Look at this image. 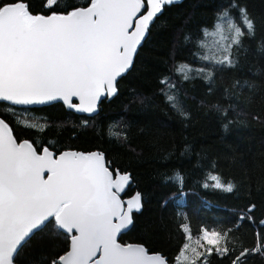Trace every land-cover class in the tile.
I'll return each instance as SVG.
<instances>
[{
  "label": "trees",
  "instance_id": "1",
  "mask_svg": "<svg viewBox=\"0 0 264 264\" xmlns=\"http://www.w3.org/2000/svg\"><path fill=\"white\" fill-rule=\"evenodd\" d=\"M26 3L33 15L51 13L46 0ZM86 4L59 0L52 10ZM225 8L237 20L239 9H246L255 25L254 33H246L242 44L233 47L232 67L199 59L209 52L204 30H214ZM180 64L193 69L189 79L177 73ZM200 68L212 71L211 79L195 71ZM165 77L175 88L161 84ZM115 87L116 93L103 99L94 115L75 113L60 102L17 107L0 101V116L17 139L27 138L37 149H98L110 171L128 173L124 194L140 193L142 208L132 211V223L119 241L140 242L172 264L186 241L182 225H187L191 236L202 230H215L221 237L228 233L217 245L227 247V254H217V246L210 245V255L202 252L207 264H232L245 248L250 251L238 264H264V247L251 252L257 233L264 245V0H175L164 5ZM166 94L177 97L186 116ZM210 175L232 182L235 189L229 193L205 187L216 183ZM49 221L19 248L16 264H52L68 249L69 235L55 227L54 219ZM196 264H204V258Z\"/></svg>",
  "mask_w": 264,
  "mask_h": 264
},
{
  "label": "snow or ice",
  "instance_id": "2",
  "mask_svg": "<svg viewBox=\"0 0 264 264\" xmlns=\"http://www.w3.org/2000/svg\"><path fill=\"white\" fill-rule=\"evenodd\" d=\"M174 2L87 0L86 6L69 5L56 11L52 9L59 0H46L45 6L51 14L33 15L26 0H0V101L34 105L62 99L69 108L94 112L102 96L116 93L115 82L132 65L151 23L164 5ZM230 7L234 9L237 5L233 3ZM254 27L246 9H239L237 20L225 8L218 13L214 30L205 29L204 35L221 34V41L227 43L218 42V54L205 53L199 59L219 66H234L233 47L242 44L241 38L246 33L252 35ZM226 30L230 35L224 34ZM192 70L188 64L176 68L185 80L190 78L188 73ZM195 71L206 72V79H211L213 74L204 68ZM161 84L175 88L167 77ZM73 97L79 98V104L72 103ZM166 98L182 115H187L180 109L175 95L166 94ZM113 175L103 153L62 152L57 156L48 147L38 153L28 140L17 143L9 125L0 119V264H14L19 248L34 230L50 222L49 217H54L55 227L70 237V250L52 264H166L160 254L148 255L142 245L117 242V233L132 223V211L142 208V198L136 193L128 201H121L119 194L130 177L119 170L115 171V179ZM209 179L216 183L205 187L229 193L235 189L232 182H221L218 176L210 175ZM177 180L182 183L179 175ZM182 228L191 240L188 226ZM202 232L196 241L201 248L202 242L217 246L228 236L225 232L221 237L215 230ZM261 247L264 245L257 233V246L251 252L256 253ZM188 248L189 244L185 243L181 256ZM192 251L196 255L192 264L201 257L207 264L202 252ZM205 251L210 255L213 248ZM215 251L223 255L228 248L217 246ZM249 251L245 248L232 264H238Z\"/></svg>",
  "mask_w": 264,
  "mask_h": 264
},
{
  "label": "water",
  "instance_id": "3",
  "mask_svg": "<svg viewBox=\"0 0 264 264\" xmlns=\"http://www.w3.org/2000/svg\"><path fill=\"white\" fill-rule=\"evenodd\" d=\"M86 6V5H85ZM77 7H82V6H77ZM143 12H146L147 11V9H143L142 10ZM51 14V13H50ZM50 14H37V15H50ZM144 41V40H143ZM138 48H139V46H138ZM138 50V49H137ZM137 52V51H136ZM136 54V53H135ZM135 54H134V56H135ZM134 59V58H133ZM131 67V66H130ZM124 74V73H123ZM122 75V74H121ZM120 75V76H121ZM119 76V77H120ZM118 77V78H119ZM117 78V79H118ZM117 81V80H116ZM115 84H116V82H115ZM105 98H108V96H102L98 101H97V107H96V110L94 111V112H92V113H88V112H80V111H77L76 109H74V108H69L65 103H64V101L62 100V99H56V100H53V101H49V102H47V103H44V104H34V105H13V104H11V102H8V101H2V102H6V103H8V104H10V105H13V106H17V107H39V106H43V105H49V104H52V103H55V102H60V103H62L63 104V106L66 108V109H68V110H71V111H73V112H75V113H78V114H86V115H88V116H90V115H94L95 113H97V111H98V109L100 108V102L103 100V99H105ZM79 98L78 97H73L72 98V103H74V104H79ZM0 119H3L1 116H0ZM4 120V119H3ZM5 121V120H4ZM6 122V121H5ZM7 123V122H6ZM8 124V123H7ZM9 128H10V126H9ZM10 130H11V133H12V135H13V137L16 139V141H17V143H19V142H22V141H24V140H28L27 138H20V139H17L15 136H14V134H13V132H12V129L10 128ZM30 143H32L30 140H28ZM34 146V145H33ZM35 147V146H34ZM44 147H48V146H43L42 148H40V149H37L38 150V153L39 152H42V149L44 148ZM49 148V147H48ZM49 150L51 151V152H53L55 155H59L60 153H62V152H77V153H90V152H99V153H102L101 151H99L98 149H91V150H86V151H83V150H80V149H74V148H65V149H62V150H60V151H55V150H53V149H51V148H49ZM104 159H105V157H104ZM105 161H106V159H105ZM107 162V161H106ZM107 166L108 167H110V164L107 162ZM110 169V168H109ZM116 170H119L118 168H113L111 171L114 173V175H113V179H115L116 178V176H115V171ZM119 172L121 173V174H128L127 172H125V171H120L119 170ZM44 179H47V173L45 172V174H44ZM127 187V186H126ZM126 187L124 188V190L123 191H121L120 192V194H119V199L121 200V201H128L129 199H131L136 193H138L136 190H134V191H132L131 193H129V194H127V195H123V193H124V191H125V189H126ZM124 208L125 209H127V204L125 203L124 204ZM135 211V210H134ZM50 219H54L55 220V218L54 217H49V220ZM45 225V224H44ZM130 226V225H129ZM129 226L127 227V228H125V229H123V230H121L120 232H118L117 233V242L118 243H120V244H122V245H128V244H133V245H142L140 242H126V243H123V242H121V241H119V239H118V237H119V235H120V233L121 232H123V231H125V230H127L128 228H129ZM60 230H62V229H60ZM35 231H37V230H34V232ZM62 231H64V230H62ZM33 232V233H34ZM65 233H67L66 231H64ZM73 234H75V233H73ZM69 242H70V237H69ZM143 246V245H142ZM144 247V246H143ZM145 248V247H144ZM70 250V248H69V245H68V249L62 254V255H64L67 251H69ZM146 250V249H145ZM146 253L148 254V255H156V254H160L159 252H148L147 250H146ZM161 255V254H160ZM162 256V255H161ZM163 257V256H162ZM164 258V257H163ZM165 262H166V260H165ZM14 264H16L15 262H14ZM166 264H169V263H167L166 262Z\"/></svg>",
  "mask_w": 264,
  "mask_h": 264
},
{
  "label": "rangeland",
  "instance_id": "4",
  "mask_svg": "<svg viewBox=\"0 0 264 264\" xmlns=\"http://www.w3.org/2000/svg\"><path fill=\"white\" fill-rule=\"evenodd\" d=\"M210 32H212V31H210ZM224 34L230 35V33H228L227 30ZM208 40H209V42H208V49H209L208 54L209 55H212L215 51H216V53L219 52L220 43H224V44L227 43V41H221V34H217L216 36H209ZM218 42H220V43H218ZM209 233H211V232H209ZM202 234H203V232L201 234L196 235V236H191L192 237L191 240H188L186 238L185 243L189 244V248L184 251L183 256H181V250H180L179 254L177 255V257H180V260H177V257H176L175 261L172 264H192L193 260H196V255L192 251V249H196V251H198V252H204L205 249L209 248L210 245H208L206 242H202L203 248H201L196 243L197 239H199L202 236ZM184 244H183V246H184ZM183 246H182V248H183ZM184 256L187 257L186 260L183 258Z\"/></svg>",
  "mask_w": 264,
  "mask_h": 264
},
{
  "label": "flooded vegetation",
  "instance_id": "5",
  "mask_svg": "<svg viewBox=\"0 0 264 264\" xmlns=\"http://www.w3.org/2000/svg\"><path fill=\"white\" fill-rule=\"evenodd\" d=\"M124 192H125V191H124ZM123 195H127V194H124V193H123Z\"/></svg>",
  "mask_w": 264,
  "mask_h": 264
}]
</instances>
